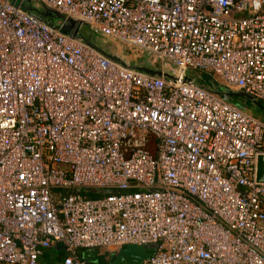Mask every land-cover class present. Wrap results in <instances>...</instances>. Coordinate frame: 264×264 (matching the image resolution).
Segmentation results:
<instances>
[{
	"label": "built area",
	"instance_id": "built-area-1",
	"mask_svg": "<svg viewBox=\"0 0 264 264\" xmlns=\"http://www.w3.org/2000/svg\"><path fill=\"white\" fill-rule=\"evenodd\" d=\"M24 1L0 0V264L128 244L155 245L139 264H264V120L187 76L264 105V0H36L172 79Z\"/></svg>",
	"mask_w": 264,
	"mask_h": 264
},
{
	"label": "water",
	"instance_id": "water-1",
	"mask_svg": "<svg viewBox=\"0 0 264 264\" xmlns=\"http://www.w3.org/2000/svg\"><path fill=\"white\" fill-rule=\"evenodd\" d=\"M10 2H17V0H10ZM40 4V3H39ZM23 8L33 15H35L37 18L45 21L46 23L50 24L52 27L57 28L60 32L70 36L71 38H82L84 42L91 48L97 50L101 54L107 56L110 59H113L115 61L120 62L121 64H128L125 61H123L118 53L114 52H107L103 48L97 46L93 42H91L89 39L84 38L80 33H79V25H85L83 23H80L79 21H76L71 18H64L63 15H61L58 12L52 11L50 9H47L46 7L40 5H35L32 0H25L23 4ZM86 26V25H85ZM87 27V26H86ZM88 29V27H87ZM89 31V29H88ZM91 34V32L89 31ZM110 43L108 42V46ZM147 55V54H146ZM130 65V64H129ZM131 66V65H130ZM133 68H136L138 70L144 71L146 73L152 74V75H158V76H163L168 79H172V76L169 73H163L162 71L155 69V68H149V67H135L132 66ZM217 89V92L220 94L221 98L231 102L235 105V101L232 99L235 97H244L246 99L251 100L255 105L260 107L262 109L263 117H264V105L255 100L253 97L240 92V91H234V90H229L223 87H220ZM240 108H247L248 106H239ZM256 180L259 182H264V156H259L257 158V163H256ZM96 193H101V189L95 190ZM155 250V245L154 244H147V245H133V244H128L118 250L117 254L114 255L113 259L108 264H139L143 259L146 257L150 256ZM82 258L83 260L89 262V263H98V257L96 250L93 248H87L84 250L82 253Z\"/></svg>",
	"mask_w": 264,
	"mask_h": 264
},
{
	"label": "rangeland",
	"instance_id": "rangeland-1",
	"mask_svg": "<svg viewBox=\"0 0 264 264\" xmlns=\"http://www.w3.org/2000/svg\"><path fill=\"white\" fill-rule=\"evenodd\" d=\"M35 5H40L36 0L33 1ZM79 33L86 39H89L91 42L96 44L97 46L103 48L107 52H114L118 53L120 58L125 61L126 63L130 64L131 66L140 67H151V68H158V62L151 61V58L148 55L138 53L137 51L131 49H124L121 45L114 46L110 44L108 46V42L98 36L90 34L87 27L85 25H79ZM205 73H201L198 70L191 69L187 72L188 79L192 82L200 83L204 86H213L214 83H217V79L212 78L210 75V79L204 80L203 76ZM207 75V77H209ZM219 79V78H218ZM216 81V82H215ZM239 99L241 103L245 106H248L247 109L250 110L254 115L264 120L262 109L255 105L251 100L246 99L244 97H235ZM104 251L105 249H100Z\"/></svg>",
	"mask_w": 264,
	"mask_h": 264
},
{
	"label": "crops",
	"instance_id": "crops-1",
	"mask_svg": "<svg viewBox=\"0 0 264 264\" xmlns=\"http://www.w3.org/2000/svg\"><path fill=\"white\" fill-rule=\"evenodd\" d=\"M149 68H151V67H149ZM94 249L96 250L98 259L100 256L106 255V258L104 259V261H105V264H108L111 261V259H113L114 255L117 254L118 250H120L121 248L117 249V250L105 249L104 251L100 250L102 248H94ZM84 250L85 249H80L78 251L79 257L82 260H83L82 253L84 252ZM62 257H63V250L61 249V247L59 245H56L54 247H50V248L44 250L42 252V254L40 255L38 261H39V264H62V261H61ZM87 263H89V262H87ZM90 264H94V263H90ZM97 264H99V260H98Z\"/></svg>",
	"mask_w": 264,
	"mask_h": 264
},
{
	"label": "trees",
	"instance_id": "trees-1",
	"mask_svg": "<svg viewBox=\"0 0 264 264\" xmlns=\"http://www.w3.org/2000/svg\"><path fill=\"white\" fill-rule=\"evenodd\" d=\"M209 76V75H208ZM203 78H204V80H208L209 81V78H210V76L209 77H207V75L205 74L204 76H203ZM211 79V78H210ZM212 80V79H211ZM206 87H210V88H220L218 85H216L215 83L213 84V86H206ZM233 101H235V103L237 104V105H239V106H243L244 104L243 103H241L240 101H239V99H237V98H233L232 99ZM106 258V255H104V256H100L99 257V264H105V261H104V259Z\"/></svg>",
	"mask_w": 264,
	"mask_h": 264
}]
</instances>
